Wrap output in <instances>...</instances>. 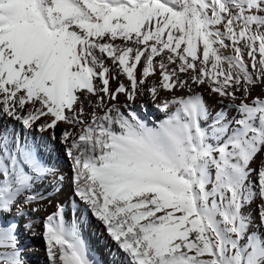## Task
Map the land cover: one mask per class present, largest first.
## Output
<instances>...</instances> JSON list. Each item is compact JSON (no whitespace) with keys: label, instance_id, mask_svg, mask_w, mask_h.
Instances as JSON below:
<instances>
[{"label":"snow or ice","instance_id":"1","mask_svg":"<svg viewBox=\"0 0 264 264\" xmlns=\"http://www.w3.org/2000/svg\"><path fill=\"white\" fill-rule=\"evenodd\" d=\"M157 72L153 100L207 85L240 119L225 122L222 109L209 134L201 93L162 100L163 111L179 107L154 125L115 102L121 94L134 102ZM257 84L264 0H0V114L27 129L50 118L41 132L80 126L61 137L71 140L75 195L126 264H264V164L250 167L264 149V98L234 103ZM51 172L33 147L0 134V213ZM253 202L258 223L243 212ZM16 231L0 216V264H25ZM45 237L51 264H97L62 207L47 217Z\"/></svg>","mask_w":264,"mask_h":264},{"label":"bare ground","instance_id":"2","mask_svg":"<svg viewBox=\"0 0 264 264\" xmlns=\"http://www.w3.org/2000/svg\"><path fill=\"white\" fill-rule=\"evenodd\" d=\"M228 51L230 52L231 50L229 49ZM119 79L124 80L126 84L128 83L127 79L123 76H120ZM159 79V72L150 76L143 85L142 93L137 95L134 102L127 101L122 94L118 96L115 102L121 105L131 103V110L136 111L142 119H147L150 125H154L166 119L179 107V105H171L167 111H163L156 107L162 100H170L173 96L187 97L194 93H201L210 113L206 121L201 120V127L207 129L209 134L211 133L209 126L213 123L216 113L222 109L226 113L225 122L240 119V113L237 109L229 107L233 101L211 93L207 85L194 84L192 92H189L188 89L161 90L156 100H153L148 89L151 87L153 81L158 82ZM117 86V81H110L111 88L114 89ZM236 95L240 99L235 100V104H240L242 99H244V102L251 103L258 96L264 98V85L257 84L254 86L251 89V94L246 99L244 98L242 89L237 91ZM92 99L95 100V97L93 96ZM222 99L223 103L220 102ZM121 110L127 112L124 108ZM92 111L93 109L85 103V120H90V115L87 114H90ZM97 111L101 115L103 114L102 109H97ZM45 119L50 118L42 117L33 128L27 129L14 118L0 114V134L6 133L10 139L19 138L21 142L33 147L39 157L52 169V172L43 180L34 182L32 189H27L20 194L9 212L0 213L4 222L11 221L17 225V248L21 253L22 259L25 261V264H51L45 237L47 217L56 213L62 207L66 225L76 224L80 237L90 250V259H94L97 264H126L123 252L111 238L105 226L92 214L84 202L75 195L73 161L67 154L71 140L64 143L61 137L66 130L73 132L74 135L78 134L80 126L69 125L61 121L58 122L54 130L50 129L46 132H41L39 124ZM229 127L232 129L236 128L237 125L231 123ZM53 131L55 139H53ZM209 142L214 145L216 143L215 140H210ZM262 164H264V149H261L257 154L250 167L258 170ZM251 180H256L255 173L252 174ZM33 194H40L43 196V199L26 203V197ZM243 212L251 216L254 223L259 222L257 202H253L250 206H245Z\"/></svg>","mask_w":264,"mask_h":264}]
</instances>
